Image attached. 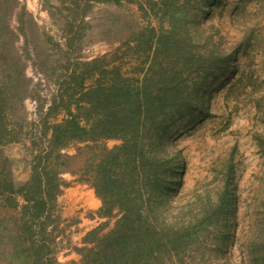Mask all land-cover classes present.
<instances>
[{
  "label": "rangeland",
  "instance_id": "374dc122",
  "mask_svg": "<svg viewBox=\"0 0 264 264\" xmlns=\"http://www.w3.org/2000/svg\"><path fill=\"white\" fill-rule=\"evenodd\" d=\"M166 33L178 43L186 41L190 60L184 53L154 50ZM0 38L11 43L6 55L17 63L6 73L0 68V80L7 76L11 88L3 115L6 130L0 137V176L18 183L29 178L36 154L50 150V133L42 135L40 123L50 108L49 122L65 117L63 85L77 96L81 77L88 87L104 88L113 77L119 82L129 77L126 80L135 84L146 72L151 74V60L157 59L162 67L177 64L182 90L186 80L202 77V68L212 61L211 49L223 53L224 66L199 82L201 109L176 116L179 124L166 145L182 157L174 199L182 203L192 198L194 188L215 185V174L231 162L230 232L220 246L208 241L196 264H264V234L257 235L264 229V0H0ZM172 38L165 44L171 45ZM95 58L93 65L87 64ZM214 59L219 64V57ZM71 108L77 110L74 102ZM12 128H21L14 140L8 134ZM120 142L72 141L55 149L61 154L58 159L57 152L43 159L46 169L59 162L60 191L50 209L49 226L54 264H80L79 249L90 245L83 241L87 232L103 222L100 233L113 226L116 215H98L101 199L81 180V169L103 148ZM13 195L18 207L0 203V217L20 215L26 201L19 192ZM5 233L0 264H8L5 260L17 242L15 230ZM256 247L263 251L253 255L250 251Z\"/></svg>",
  "mask_w": 264,
  "mask_h": 264
},
{
  "label": "trees",
  "instance_id": "16d2710c",
  "mask_svg": "<svg viewBox=\"0 0 264 264\" xmlns=\"http://www.w3.org/2000/svg\"><path fill=\"white\" fill-rule=\"evenodd\" d=\"M168 35L159 38L154 50L170 51L176 56L184 53L188 55L187 61L190 60L192 56L186 52V41L179 39L178 43L175 37ZM169 37L172 44L166 45ZM5 40L0 38V68L4 73L17 65L14 58L6 55L11 43ZM210 56L212 61L210 59L202 68V77L190 83L186 80L182 90L177 80L180 76L177 64L162 67L163 61L157 59L151 60V74L146 72L135 84L126 80L129 77H124L123 82L113 77L111 84L104 88L88 87L84 85L86 77H81L77 96L70 91L72 87L62 86L67 96L66 100L61 98L65 117L49 122L50 108L40 123L41 134L50 133V150L36 154L37 163L25 182H15L11 177L2 180L0 176L3 207H18L14 192L21 193L26 201L19 216L0 217V245L7 236L5 229L15 230L17 238L6 263L54 264L56 259L50 256L53 229L50 231L49 226L53 222L50 209L60 191L59 162L48 169L41 164L43 159L57 152L55 149L72 141L99 138H118L121 142L103 148L86 161L81 169V180L89 182L101 199L98 215L114 214L116 218L107 231L100 233L106 223L103 222L83 237L90 245L79 249L82 251L80 264H196L200 262L198 256L204 257L208 241L213 240L220 246L226 240L231 229L229 210L234 198L232 163L218 170L213 177V182L217 181L215 185L209 183L194 188L192 198L180 203L174 198L181 182L175 177L181 169L182 157L166 148L174 125L179 124L176 116L184 110L194 115L201 109L200 80L213 69L222 68L227 61L226 56L215 49H211ZM213 56L219 57V64ZM97 60L87 64L93 65ZM1 80L0 137L6 130L3 115L11 98L7 76ZM72 102L76 111L71 108ZM92 110L100 117L94 118L90 114ZM79 116L85 118L83 123ZM20 132L21 128H12L8 132L10 139H16ZM60 156L57 152L55 158ZM5 190L10 192L9 196L3 194ZM262 232L257 235L263 236ZM262 251L256 247L250 252L256 255Z\"/></svg>",
  "mask_w": 264,
  "mask_h": 264
}]
</instances>
